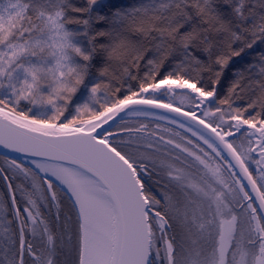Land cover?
Here are the masks:
<instances>
[{
    "label": "snow or ice",
    "instance_id": "1",
    "mask_svg": "<svg viewBox=\"0 0 264 264\" xmlns=\"http://www.w3.org/2000/svg\"><path fill=\"white\" fill-rule=\"evenodd\" d=\"M0 150V264H264V0H0Z\"/></svg>",
    "mask_w": 264,
    "mask_h": 264
},
{
    "label": "water",
    "instance_id": "2",
    "mask_svg": "<svg viewBox=\"0 0 264 264\" xmlns=\"http://www.w3.org/2000/svg\"><path fill=\"white\" fill-rule=\"evenodd\" d=\"M0 151H3V150H0ZM13 155H15V153H13Z\"/></svg>",
    "mask_w": 264,
    "mask_h": 264
}]
</instances>
